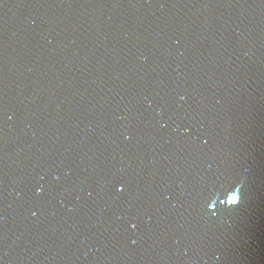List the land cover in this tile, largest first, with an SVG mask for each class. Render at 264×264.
Returning <instances> with one entry per match:
<instances>
[{
	"label": "water",
	"instance_id": "water-1",
	"mask_svg": "<svg viewBox=\"0 0 264 264\" xmlns=\"http://www.w3.org/2000/svg\"><path fill=\"white\" fill-rule=\"evenodd\" d=\"M0 264H264V0H0Z\"/></svg>",
	"mask_w": 264,
	"mask_h": 264
},
{
	"label": "snow or ice",
	"instance_id": "snow-or-ice-1",
	"mask_svg": "<svg viewBox=\"0 0 264 264\" xmlns=\"http://www.w3.org/2000/svg\"><path fill=\"white\" fill-rule=\"evenodd\" d=\"M231 203L234 204V205L239 203V199L237 198V196H232Z\"/></svg>",
	"mask_w": 264,
	"mask_h": 264
}]
</instances>
